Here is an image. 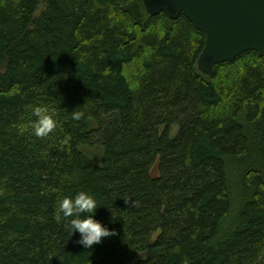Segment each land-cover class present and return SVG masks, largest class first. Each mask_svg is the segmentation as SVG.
<instances>
[{
    "label": "trees",
    "instance_id": "obj_1",
    "mask_svg": "<svg viewBox=\"0 0 264 264\" xmlns=\"http://www.w3.org/2000/svg\"><path fill=\"white\" fill-rule=\"evenodd\" d=\"M205 44L142 0H0V264H264V55L208 75ZM81 190L90 249L54 218Z\"/></svg>",
    "mask_w": 264,
    "mask_h": 264
},
{
    "label": "water",
    "instance_id": "obj_2",
    "mask_svg": "<svg viewBox=\"0 0 264 264\" xmlns=\"http://www.w3.org/2000/svg\"><path fill=\"white\" fill-rule=\"evenodd\" d=\"M147 12L185 15L206 34L198 69L212 74L215 66L231 62L246 51L264 55V0H142Z\"/></svg>",
    "mask_w": 264,
    "mask_h": 264
},
{
    "label": "clouds",
    "instance_id": "obj_3",
    "mask_svg": "<svg viewBox=\"0 0 264 264\" xmlns=\"http://www.w3.org/2000/svg\"><path fill=\"white\" fill-rule=\"evenodd\" d=\"M32 115L35 121L32 132L36 137L44 138L50 135L55 127L56 121L49 108L44 105L32 107ZM82 113L79 111L72 112L73 120H80ZM126 203L128 199L125 198ZM134 203V202H133ZM98 202L93 194L81 190L74 196H65L57 201L55 209V220L59 223L61 220L69 221L72 235L80 234L77 241L85 249H90L94 245L101 243L105 238L117 235L115 229H110L102 221L96 219ZM112 213V222H116V215Z\"/></svg>",
    "mask_w": 264,
    "mask_h": 264
}]
</instances>
